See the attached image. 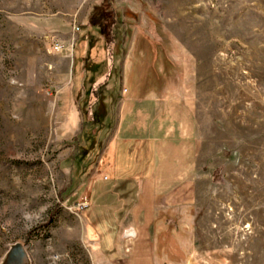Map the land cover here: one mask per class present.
<instances>
[{"label":"rangeland","instance_id":"obj_1","mask_svg":"<svg viewBox=\"0 0 264 264\" xmlns=\"http://www.w3.org/2000/svg\"><path fill=\"white\" fill-rule=\"evenodd\" d=\"M107 1L0 0V260L21 242L32 264L132 263V204L100 162L119 96L156 91L198 124L194 197L160 214L156 260L264 264V0ZM114 199L115 257L82 206Z\"/></svg>","mask_w":264,"mask_h":264},{"label":"crops","instance_id":"obj_2","mask_svg":"<svg viewBox=\"0 0 264 264\" xmlns=\"http://www.w3.org/2000/svg\"><path fill=\"white\" fill-rule=\"evenodd\" d=\"M114 105L116 121L109 138L112 156L105 154L104 166L111 164L112 157L114 187L117 182L134 179L126 187L136 189L120 198L121 203L132 204L130 222L119 230L133 234L125 243L128 257L124 260L132 261L129 264H159L152 235L160 214L168 208L184 209L194 197L196 116L183 99L161 96L156 91L141 99L120 95ZM135 155L140 169L128 163V158ZM146 155L148 163L143 166ZM182 156L188 158L185 165L178 164ZM116 251L119 253V249Z\"/></svg>","mask_w":264,"mask_h":264},{"label":"trees","instance_id":"obj_3","mask_svg":"<svg viewBox=\"0 0 264 264\" xmlns=\"http://www.w3.org/2000/svg\"><path fill=\"white\" fill-rule=\"evenodd\" d=\"M108 4H112V1L109 0L107 1ZM106 3V4H107ZM104 10H106V8L104 7ZM147 39V37H146ZM148 40V39H147ZM149 41V40H148ZM150 43V41H149ZM94 60V59H93ZM102 65V63H95L93 61H89L85 64V69L87 71H90L93 73H95V75L98 73L100 66ZM90 94H91V89H87L86 90V94L84 99V102L89 104V98H90ZM82 102V101H81ZM102 112H104V107L102 109ZM103 114V113H102ZM106 161V156L105 154H103L102 160ZM101 160L100 164H102V166H104V162ZM112 180V184L109 185H105V186H110L113 185L114 186V180L113 179H109ZM135 181L134 179H130V180H124L123 182H117V189L120 193V195L124 198H126V196L128 194L131 193V191L136 192V189L131 190V188L126 187L133 184ZM103 186V187H105ZM106 198V196H104ZM128 197V196H127ZM118 200V199H117ZM101 202V201H100ZM103 203V202H102ZM112 203L114 204L112 207H102L101 209H86L84 208V212L88 215V219L90 221V224L94 227H96L98 229V231L101 232L102 237H103V250L105 251V253H107L110 256H113L114 254V250L113 249L115 247V236L117 234V230L119 228V225L116 222V216L115 213L117 211V206L118 204L116 203L115 199L112 200ZM120 204V203H119ZM112 246V249L110 248Z\"/></svg>","mask_w":264,"mask_h":264},{"label":"water","instance_id":"obj_4","mask_svg":"<svg viewBox=\"0 0 264 264\" xmlns=\"http://www.w3.org/2000/svg\"><path fill=\"white\" fill-rule=\"evenodd\" d=\"M0 264H32V260L25 245L17 242L10 246Z\"/></svg>","mask_w":264,"mask_h":264},{"label":"built area","instance_id":"obj_5","mask_svg":"<svg viewBox=\"0 0 264 264\" xmlns=\"http://www.w3.org/2000/svg\"><path fill=\"white\" fill-rule=\"evenodd\" d=\"M79 28V27H78ZM59 48V47H58ZM89 205V203L87 202V201H84L83 202V204H82V206H85V207H87Z\"/></svg>","mask_w":264,"mask_h":264}]
</instances>
